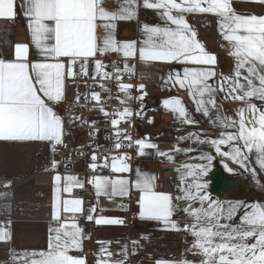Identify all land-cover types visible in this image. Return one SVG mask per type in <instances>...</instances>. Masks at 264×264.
I'll return each mask as SVG.
<instances>
[{
    "label": "snow or ice",
    "instance_id": "snow-or-ice-1",
    "mask_svg": "<svg viewBox=\"0 0 264 264\" xmlns=\"http://www.w3.org/2000/svg\"><path fill=\"white\" fill-rule=\"evenodd\" d=\"M249 2L264 5V0ZM135 5L137 0H123L118 10L112 11L105 7V0H22L20 7L28 21L31 42L45 62H32L26 43L14 45L13 60L0 59V141H47L52 143L53 150L56 145L63 144V119L52 105L65 99L66 78L74 80L77 75H89L90 62L94 64L91 77L94 81L99 77L102 81L114 78L118 82L125 96L120 100L121 104L131 99L142 101L147 95L144 84L138 86L142 94L132 97L131 90L136 86L122 82V71L134 74L130 64L126 63L124 69H120L114 63V71L109 73L107 65L99 59L108 53L120 54L126 61L138 55L139 60L146 63L177 62L194 66L185 67L182 73L170 74L165 83L171 82L174 87L185 89L195 103L196 111L209 117L214 126L234 131H221L215 139H201L195 133L192 136L198 143L212 145L217 155L249 171L256 179V168L249 167V163L250 156L255 153L256 165L264 171V15L239 14L233 0H143V7L157 10L166 24L164 27L143 25L147 39L137 48L136 41H118L115 37L117 21L136 17ZM195 13L212 14L219 18L220 35L231 46L229 54L235 59L233 75L225 77L220 74L215 85L209 81L217 76L211 67L216 65L217 58L206 50L198 39L197 31L186 19V14ZM16 16L17 0H0V19L14 21ZM98 29H103V35H98ZM78 63L79 72L76 71ZM99 87L108 91L103 83ZM218 92H223L225 99L241 103L242 106L235 110V117L216 115L212 118L211 110L220 112V105L216 101ZM253 99L261 101V106L253 103ZM79 100L78 95L76 101ZM91 100L106 117L110 115L103 107L99 92H92ZM163 105L178 114L182 123H197L179 97L166 99ZM133 115L139 116L140 113H133L130 108L124 107L114 114L118 118L111 119L117 137L115 149L122 148V140H127V146L131 148L135 144L140 156L146 155L147 149H155L158 156L172 162L173 156L161 151L158 145L144 139L133 142L131 136L119 128L121 122L130 123ZM174 151L187 152L191 149L177 147ZM130 159L127 153L112 157L111 171L116 174L131 173ZM198 159L202 162L184 164L176 169L182 172L179 186L182 195L175 198L171 194L157 192V178L141 173L139 169L136 170L135 181L123 176H94L89 183H93L97 197L129 196L134 187L140 194L137 201L139 218L161 221L170 230L189 233L194 238L189 251L195 250L193 254L202 257L200 264H264V204L213 200L207 191L206 177L215 157L205 153ZM92 160H97L95 153ZM57 163L52 162L53 168L57 167ZM103 166L109 167L107 157ZM90 168L95 171L97 164H90ZM225 168L230 173L234 171L227 164ZM54 180L57 187L53 218L59 221L61 176L57 174ZM64 180L65 192L70 193L73 186L83 187L76 176L69 175ZM174 199L187 201L182 211L191 218L192 223L185 224L183 229L172 219L180 210L173 203ZM82 204L80 199L65 200L63 211L82 213ZM89 211L95 213L96 209L93 207ZM237 216L239 222L233 223ZM87 219H95L97 225H122L125 222L120 218H96L92 214ZM54 231L48 250L31 253L33 257L39 256V259H32L30 264H87L86 258L69 254L71 250H83L84 233L78 224L65 222ZM9 238L7 232L0 230V241ZM100 243L103 245L105 242ZM100 251L109 258L114 255L105 247H101ZM127 254L125 247L121 255L127 257ZM97 264H125V260L101 258ZM156 264L173 262L157 261ZM179 264L193 262L184 260Z\"/></svg>",
    "mask_w": 264,
    "mask_h": 264
},
{
    "label": "crops",
    "instance_id": "crops-1",
    "mask_svg": "<svg viewBox=\"0 0 264 264\" xmlns=\"http://www.w3.org/2000/svg\"><path fill=\"white\" fill-rule=\"evenodd\" d=\"M241 1V0H239ZM123 0H105V7L109 10H118ZM233 2L237 3V0ZM243 5H252L253 2L249 0H242ZM22 0H17V8L20 12V16L15 18L14 21L0 19V59L11 61L14 59V45L17 43H26L30 49V60L32 62H45L44 58L39 55L37 49L31 42V34L27 27V19L23 15V9L20 7ZM143 0H137L135 10L137 15L135 18L127 21H117V28L115 30V37L118 41H136L137 48L142 46V42L147 39V36L143 32V25L157 26L156 22L149 16H141V11L153 13L154 9H146L142 7ZM98 35H103V29H98ZM113 57L120 59L125 67V64H130L132 67L137 68L138 64L143 62L136 58H129L127 61L125 58L117 53H108ZM53 62V61H47ZM66 62V61H65ZM150 65H164V62H147ZM79 64V63H78ZM124 69V68H123ZM88 76L77 75L73 80L66 78L65 80V99L74 100L78 95H83L88 92V86L91 81H94L91 77L94 74V64L88 65ZM109 73H113L108 71ZM125 72L122 71L121 75ZM87 78L86 82L84 79ZM97 89L101 95V99H107L112 96L110 89V82L113 79L100 80L97 77ZM103 83L108 91L100 88L99 85ZM140 84L145 85L144 91L147 93L144 96L146 98H157L155 108H162L165 98L159 96L161 91L159 86H149L148 84L140 83L137 77V89L138 93H132V97H139L142 93L138 86ZM115 95L120 99H125L124 93H122L119 87L114 91ZM161 99V100H160ZM137 99L128 100L127 103L136 101ZM153 106V105H152ZM55 110V109H54ZM55 112L62 118L61 114L55 110ZM91 119H102V113L99 107L91 110ZM64 126V121H63ZM156 132L152 130L149 134L147 141L159 146V149L164 152H168L173 156V161L169 162L165 157L158 156L155 149H147L146 155H138L137 161L131 166V173L116 174L111 171V162L109 163L110 173L107 175H96L101 177L116 178L117 176H123L132 181H135L136 170L139 169L141 173L155 176L157 192L171 194L174 198L182 195L179 191L181 185V176L176 175L173 171L175 167V154L180 153L174 151L175 148L183 149V141L181 138V129L177 131L169 129H161ZM168 135H171L167 137ZM173 135H175L173 137ZM67 136V131L64 128L63 139ZM89 137H98L97 133L90 134ZM174 140V141H173ZM84 141L79 140L78 144L82 145ZM175 143V144H173ZM214 154V153H213ZM55 161L53 145L47 141H31V142H6L0 141V230H3L9 234V239L6 241H0V244L10 245L16 244L19 240L18 249L21 253L28 254L22 255L23 263H30L32 259H39V256L33 257L31 253L47 251L50 237L55 235V229L59 228L61 224L67 222L69 225L73 222L77 223L79 228L84 233L82 240V251L71 250L70 255L76 254L94 255L96 261L93 264H97L98 259H111V260H125V264H156L157 261H168L173 264H179L180 261H191L193 264H200L202 259L199 255H194L193 251H189L194 238L184 231H173L163 224L161 221L154 220H142L139 218L140 208L138 203L135 205L134 210L136 213V224L129 228L124 222L122 225H97L95 219H93L91 228H84L79 224L78 216L80 213H67L63 211V201L80 199L83 201L80 195L81 187L73 186L72 191L65 192L63 188L66 186L64 177L76 176L78 180L85 184L84 180L79 177L80 161L77 158H71L67 161L62 172L57 170V167L53 168L52 162ZM175 168V169H174ZM212 172V171H211ZM61 176L60 182V217L59 221L53 218L54 202L56 199V183L54 177L56 175ZM211 174V173H210ZM209 174V179H210ZM92 180V179H91ZM210 184L207 191L210 193ZM90 188L96 195V191L93 183H90ZM132 192L139 193L134 187ZM130 193V194H131ZM140 195V194H139ZM213 200H219L221 202H236L238 199H234L227 195V191H224L222 198H217L210 193ZM126 197V196H125ZM121 196H114L109 198L108 196L101 195L97 197L95 204V213L92 215L96 218L99 216L109 218H121V213L125 208L121 203ZM245 203L247 199L243 200ZM173 203L178 205V211L172 217L177 221L183 229L185 224H191L192 220L188 217L182 209L187 206V201L173 200ZM198 206V205H194ZM84 207V203L82 204ZM239 222V216L235 218L233 223ZM100 242H105L103 245ZM110 242V243H109ZM135 242V243H134ZM101 247L107 248L108 251L114 255L109 258L101 253ZM127 248V257L121 255L122 250ZM88 264V263H87Z\"/></svg>",
    "mask_w": 264,
    "mask_h": 264
},
{
    "label": "rangeland",
    "instance_id": "rangeland-1",
    "mask_svg": "<svg viewBox=\"0 0 264 264\" xmlns=\"http://www.w3.org/2000/svg\"><path fill=\"white\" fill-rule=\"evenodd\" d=\"M241 1L237 0V3L233 2L234 8L237 13L247 15L255 14L258 16L264 15V5L253 3L252 5L245 6ZM141 13V16L149 15L156 22L157 26L164 27L166 24L165 19L159 14L157 10H154V12L150 14L142 10ZM186 19L188 20L189 24L197 31L198 39L204 44L206 50L209 53L215 54L217 58L216 65L211 66L214 68L217 76L209 82L214 85L217 84L220 79V74H223V76L225 77L233 75L235 59L229 54L232 50L231 46L227 41H224L222 36L220 35L218 26L219 18L212 14L195 13L186 14ZM156 64L150 65L146 62H141L138 64L137 70L139 82H144L149 86L161 87V91L158 93V95L163 96V98L165 99L179 97L186 107L190 117L197 121L196 124L191 125L182 123L180 119H178V114H174L171 110L166 109L164 106H162V108L158 109L162 118L156 126L148 128V130H150V133H152V130L159 132L158 130L161 129H169V131L173 130L175 133V131L181 129V135L186 134L181 138V141H183V143L181 144L185 146L183 149H191V151H181L180 153L175 154L176 169L181 168V166L184 164L201 163L202 161L198 159L200 155L205 153L212 154L215 159L219 160L220 166L227 176L231 178L239 177L246 182L247 189L232 188L226 190L228 196L233 197L236 200L238 199V201L247 199V202L250 203L259 202L261 204H264V171H261L256 165L255 153L250 156L249 167L256 168V171L258 173L256 179L253 178L252 174L249 171H245L243 168L239 167V165L233 163L231 160L222 158L217 155L212 145L208 143L201 144L196 142L195 137L192 136L193 133L199 135L201 139H215L219 137L221 131H234V129H222L219 126H214L211 123L209 117H206L201 112L196 111V105L185 89H181L178 86L174 87L171 82L165 83L170 74L174 75L176 72L182 73L185 67L194 66L177 62H164V65ZM224 96L225 94L223 92H218L216 95L217 104L220 105V112H216L215 109L211 110L213 119L216 115L235 117V110L242 106L241 103L234 102L230 99H225ZM252 102L256 103L258 106H261L262 104L261 101L256 99H253ZM154 105L155 104H153V106ZM169 136L171 135H168L167 137ZM174 136L175 135H173V137ZM224 150L226 151L227 149L225 148ZM225 164H227V166L229 168H232L234 171L231 173L228 172L225 168ZM58 167L63 170L64 165L57 164V168ZM213 167L214 165L212 166L211 171L213 170ZM176 169L173 171V173L181 176L182 172H178L176 171ZM182 171L186 172V170ZM211 171L209 172V174L211 173ZM209 174L206 177L208 186L210 183ZM257 180L259 181V183H257ZM19 241L16 242L15 245L0 244V264H27L25 262L23 263L22 261L23 258L21 256L26 253L23 254L18 249Z\"/></svg>",
    "mask_w": 264,
    "mask_h": 264
},
{
    "label": "built area",
    "instance_id": "built-area-1",
    "mask_svg": "<svg viewBox=\"0 0 264 264\" xmlns=\"http://www.w3.org/2000/svg\"><path fill=\"white\" fill-rule=\"evenodd\" d=\"M20 16V12L17 8V16ZM99 59L107 65V71L113 72V64L120 69L124 68L122 61L116 57H113L110 54H105L100 56ZM134 68V74H129L125 72L122 74L123 83H131L134 87L131 91L132 93L137 94V77L138 70ZM76 71L79 72V64L76 65ZM86 82L87 78L84 79ZM97 80L91 81L88 86V92L80 96L79 102L74 100L62 101L58 104L52 105L53 108L58 111L64 121V128L67 131V136L63 139V144L56 145L54 151L55 161L59 165H66L67 161L71 158H77L80 161V172L79 177L84 180L85 184L80 189V195L83 198V212L78 216L79 224L84 228H91L92 222L87 219V216L90 213V209L95 207L96 204V195L90 188L89 181L96 175H107L110 173L108 167H104L105 157L108 159V164L111 162L112 157L117 155H122L127 153L131 159L128 160L130 166H132L138 158L137 147L133 144V147L129 148L128 141L122 140L123 147L119 150L115 149L114 144L117 141L115 135V129L111 124L114 114L118 110H123L124 107L130 108L133 113L139 112L140 115H133L130 118V123L121 122L119 128L124 130L125 133L131 136L132 141L146 140L149 137V134L145 132V129L156 126L160 119L162 118L159 110L154 106H149L147 102L143 99H137L131 103L121 104L119 97H117L114 91L118 88V82L114 79L110 82V89L112 91V96H109L107 99H103V107L106 112L110 115L105 116L102 113V119H91L90 113L96 107L94 101L91 100V93L98 92L96 86ZM151 121V122H149ZM97 133L98 137H89L90 134ZM124 133H122L123 136ZM122 138V137H121ZM83 140L84 143L79 145V140ZM95 153L97 160H92V155ZM96 163L97 168L93 171L90 168V164ZM58 171H62L59 167ZM139 199V193L132 192L129 196L121 198V203L124 205V209L121 213V218L125 221L129 228H132L136 224V213L134 210L135 205ZM76 257H84L88 264H93L96 261L94 255H85V254H76Z\"/></svg>",
    "mask_w": 264,
    "mask_h": 264
},
{
    "label": "water",
    "instance_id": "water-1",
    "mask_svg": "<svg viewBox=\"0 0 264 264\" xmlns=\"http://www.w3.org/2000/svg\"><path fill=\"white\" fill-rule=\"evenodd\" d=\"M213 170L210 174V193L217 198H222L224 191L232 188L247 189L246 182L242 178H231L227 176L222 170L219 160L215 159L213 162Z\"/></svg>",
    "mask_w": 264,
    "mask_h": 264
},
{
    "label": "trees",
    "instance_id": "trees-1",
    "mask_svg": "<svg viewBox=\"0 0 264 264\" xmlns=\"http://www.w3.org/2000/svg\"><path fill=\"white\" fill-rule=\"evenodd\" d=\"M156 100H157V98H146V102H147V104L149 105V106H152L153 104H156ZM145 132H147V133H150V130H148V129H145L144 130Z\"/></svg>",
    "mask_w": 264,
    "mask_h": 264
}]
</instances>
